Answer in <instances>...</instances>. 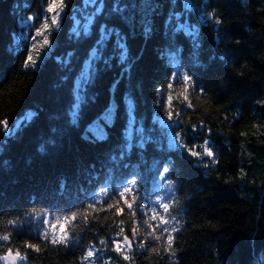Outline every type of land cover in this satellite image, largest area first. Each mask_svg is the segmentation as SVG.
Instances as JSON below:
<instances>
[{"label": "trees", "instance_id": "16d2710c", "mask_svg": "<svg viewBox=\"0 0 264 264\" xmlns=\"http://www.w3.org/2000/svg\"><path fill=\"white\" fill-rule=\"evenodd\" d=\"M53 2L0 0V122L10 128L0 123V256L264 264V0H65L50 48L26 67ZM106 28L126 37L129 63ZM109 106L106 139L90 142L85 130ZM206 140L214 158L190 154ZM152 211L170 221L160 240L144 223L160 225ZM121 227L129 260L114 250ZM62 231L67 243H53Z\"/></svg>", "mask_w": 264, "mask_h": 264}, {"label": "snow or ice", "instance_id": "6c2138e0", "mask_svg": "<svg viewBox=\"0 0 264 264\" xmlns=\"http://www.w3.org/2000/svg\"><path fill=\"white\" fill-rule=\"evenodd\" d=\"M92 2H94V0H89V3H92ZM243 2L246 3V0H243ZM64 3H65V0H54V2L52 4H49V6L47 8V12L53 13V12L56 11V9H62L63 6H64ZM184 6L186 8L191 7V5L189 3H187V0H185V5ZM114 11H116V12L120 11V8H119L118 5L114 8ZM215 22L217 24L220 23L219 20H216ZM59 26H60V24H59L58 18L56 16H53V18L51 19L50 23L49 22H45L42 25V29H38L37 30L36 36L42 38L41 43L39 44V47L41 49L47 50L48 48H50L51 42L48 39V34L50 32V29L53 28V27L54 28H59ZM179 27L180 28H184L185 31H188L187 27L185 25H183V24H181ZM150 30H151V26L148 25V24H145V27H144L145 33H150ZM109 35H114V36L117 37V39L120 40V43L117 45V47H118V50H119V55H120V60H121L122 66L127 64V63H129V59L130 58H129V50H128L126 37L123 34L117 33L116 29H114V28H112V29H107L106 28L105 29V36H109ZM188 35L190 37H192L194 35V30L191 31V32H188ZM195 43L196 42L194 41V44ZM96 55H97L96 52L92 53V56L96 57ZM41 58H42V56H41ZM25 66L26 67L37 66V60L34 59L32 55H28L27 59H26V62H25ZM183 79H184L185 82H191L192 81V77H190L188 75H185L183 77ZM185 100H187V96H185ZM188 107H191V104H189ZM128 108H129V111H132V109H133V105H132L131 99H129ZM112 113H113V109H112L111 106H109L102 117H100L98 120L93 121L88 126V128L85 130V138H87L90 142H92V141H101V140L106 139L107 133L105 132V127L111 121ZM0 123L3 124V127L6 130H10L7 120H4V121H2ZM170 146L184 147L183 145L178 144L176 139H173V141H172ZM201 147L203 148V152L202 153L201 152H197L194 149H188V151L190 152L191 155L197 156V157H199L201 155H206L209 158H214L215 157V154L211 150V146H210L209 141L206 140L204 145H202ZM213 162H215L214 159H213ZM163 171L165 173V178H167V173L169 171V168L166 166L163 169ZM133 183H135V182H133ZM169 187H171V185H169ZM130 191H132V189H130L128 187H125L124 193L121 194V198L123 199L124 204L127 206V208L131 211V210H133L135 201L129 202V200L124 195L126 193H129ZM90 207H93V206L90 205ZM112 207H115L116 215H119L124 210L121 207H117L115 205H109V208H112ZM156 207L162 208L165 213H167L168 210H169V205L167 203H163L162 200L156 201ZM141 211H143V209H141ZM132 215L135 216V212L134 211H132ZM158 216H159V220H160V225H158V226H153L149 221H144V223H146L148 225V227L153 229V231L150 232L149 235L153 236L154 239H156V240H160L161 239L160 235H156L157 229H160L162 232H167L168 229H167V227H164V226H166L167 224L170 223V221L168 219H165L164 216H160L155 211H152L150 219L151 220H156ZM72 219H75V216H73ZM10 223H12V222H10ZM121 223H123V222L121 221ZM61 227L63 229V226H61ZM172 231H176V229L173 228ZM123 233H124V229L122 227L119 228V231L117 232V235H123ZM132 233H133V238H135V236L137 234V228L136 227H133ZM45 238H47V236ZM8 239H9L8 236L0 237V240H8ZM68 239H69L68 233L62 231V234L59 237L53 238L52 242L53 243H67ZM101 243H104V241H101ZM113 243L115 245V249L114 250L117 253L123 255V258L125 260H129L130 257L128 255H124L123 254V250H124V248L131 247L132 240H130L128 236L123 235V242L114 241ZM171 243H172V237H171V235H169L168 238H167V247L169 249L171 248ZM122 244H123V247H122ZM27 247L35 248L36 246L29 244V245H27ZM140 247H144V244H141ZM153 251H156V249H153ZM94 255H95V252L92 251V250H89L87 252L86 256L84 257V259L85 260H89ZM9 258H11V260L13 262H15L17 259H19V260L26 259V257L21 255L19 252H16L15 255H12L11 250H9V254L8 255L0 256V260H8Z\"/></svg>", "mask_w": 264, "mask_h": 264}, {"label": "rangeland", "instance_id": "374dc122", "mask_svg": "<svg viewBox=\"0 0 264 264\" xmlns=\"http://www.w3.org/2000/svg\"><path fill=\"white\" fill-rule=\"evenodd\" d=\"M49 15H51V13H49ZM53 16H56L57 18H58V16H59V12L57 11H55L54 13H53V15H51V17L53 18ZM45 22H48V20L47 21H45ZM44 22V23H45ZM43 23V24H44ZM42 24V25H43ZM42 25H41V27H39L38 29H42ZM36 33H37V31H36ZM48 39H49V41H50V36H49V34H48ZM41 40H42V38L41 37H37L36 36V38L34 39V42H33V45H34V48H32V53H33V58L34 59H36L37 61H40L42 58H41V56L43 57V51H44V49H41L40 47H39V44L41 43ZM105 113V112H104ZM104 113H103V115H104ZM112 116H113V113H112ZM111 120H112V118H111Z\"/></svg>", "mask_w": 264, "mask_h": 264}, {"label": "water", "instance_id": "95a60500", "mask_svg": "<svg viewBox=\"0 0 264 264\" xmlns=\"http://www.w3.org/2000/svg\"><path fill=\"white\" fill-rule=\"evenodd\" d=\"M9 253H7L6 255H8ZM21 254V253H20ZM5 255V256H6ZM12 255H15V253H13L12 252ZM21 255H23V254H21ZM24 256V255H23ZM26 257V256H25ZM7 262H8V264H32L31 262H30V260L26 257V259H24V260H19V259H17L15 262H13L12 260H11V258H9L8 260H7Z\"/></svg>", "mask_w": 264, "mask_h": 264}]
</instances>
